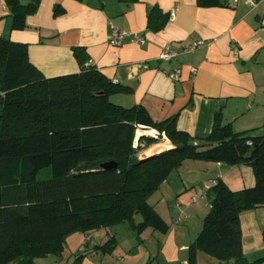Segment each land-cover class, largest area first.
Returning a JSON list of instances; mask_svg holds the SVG:
<instances>
[{"label": "trees", "instance_id": "1", "mask_svg": "<svg viewBox=\"0 0 264 264\" xmlns=\"http://www.w3.org/2000/svg\"><path fill=\"white\" fill-rule=\"evenodd\" d=\"M29 1L22 6L4 0L10 29H23L26 16L36 11L40 0ZM52 12L58 16L63 9L55 4ZM166 19L168 14L151 6L147 28L159 30ZM26 50V44L0 35V264H34L35 258L60 255L66 236L77 231L126 224L136 238L146 228L166 234L167 222L147 198L188 159L248 164L254 182L231 189L216 178L206 190L209 209L186 248L187 264H196L198 252L226 264L263 262L245 259L239 220L247 209L264 206V122L262 133L253 135L254 128L235 131L218 112L208 135L196 139L177 128L178 113L154 120L141 104L111 101L131 88L114 83L92 63L85 65L83 47L71 49L78 72L52 77L43 76ZM138 125L155 129L157 138L140 135L134 146ZM162 135L170 144L165 151L139 155ZM107 161L116 167L102 168ZM116 243L110 234L94 249L109 254ZM86 252L77 253L71 264H79Z\"/></svg>", "mask_w": 264, "mask_h": 264}, {"label": "crops", "instance_id": "2", "mask_svg": "<svg viewBox=\"0 0 264 264\" xmlns=\"http://www.w3.org/2000/svg\"><path fill=\"white\" fill-rule=\"evenodd\" d=\"M226 1L225 6H200L196 0H40L36 11L26 16L23 29H10L8 7L0 0V35L26 44L29 61L45 77L78 72L79 64L71 49L83 47L88 60L102 74L131 88L129 93L112 95L115 103L126 107L141 104L154 120L178 113L177 128L196 139L208 135L218 112L221 120L231 122L235 131L254 128L249 134L259 135L264 122V0H258L255 6L244 0ZM55 4L63 9L58 16L52 12ZM151 6L165 14L175 9V15L166 19L159 30H150L146 20ZM108 22L142 34L145 44L128 39L117 46L109 44ZM196 39L206 40L205 46L180 53L169 61L156 59L164 46L180 50L183 44ZM191 66L196 67L194 75L188 71ZM175 67L181 68L177 81L164 72ZM185 162L190 160L169 172L172 179L166 178L159 185L158 190L163 193L160 197L152 194L147 199L167 222L175 221L182 212L186 214L180 198L186 190H190L189 205L205 198L201 211H196L200 222L209 209L206 190L216 178L229 186L233 184V188L248 187L254 182L248 164L229 166L193 160V167L188 170L193 174L187 176L180 171ZM187 215L188 219L192 217ZM239 221L245 256L264 249V207L247 209ZM175 229L171 227L162 234L145 231L146 228L139 241L126 224L77 231L66 236L60 255L48 254L33 262L71 264L77 253L86 250L79 264H187L186 248L200 230L194 238L191 229L186 238L181 231L185 240L176 236ZM110 234L115 235L120 249L99 253L95 245L103 243ZM210 258L198 252L196 264H226Z\"/></svg>", "mask_w": 264, "mask_h": 264}, {"label": "built area", "instance_id": "3", "mask_svg": "<svg viewBox=\"0 0 264 264\" xmlns=\"http://www.w3.org/2000/svg\"><path fill=\"white\" fill-rule=\"evenodd\" d=\"M231 1L237 2L239 0H231ZM244 2L247 5L255 6L256 5L255 3H257L258 0H244ZM174 15H175V9H171L168 13V19L169 20L172 19L174 17ZM108 26H109V32L106 36H107V42L111 45H114V46L120 45L124 39H128L130 42L137 43L138 45L139 44H145V42H146V39L144 38V36L142 34L130 32V31H127L124 29H119L113 23H110V22H108ZM205 43H206V40L196 39V40L191 41L190 43L183 44V46L181 47L180 50L171 48L170 46H164L160 50V52L158 53V56L156 59H158L159 61H169V60H171V58H175L180 53L194 52L196 49L201 48L202 46H205ZM233 49H234V51L236 50V45H233ZM90 63L91 62L89 60L85 61V65H88ZM180 69H181L180 67H178V68L175 67L171 70H165L164 72H166L167 75L172 80L177 81L180 78V74H181ZM188 71L190 72L191 75H194L196 73V67L191 66V68H189ZM137 130H141V132L138 133V135H136V133H135L136 136L134 135L135 139L133 141L134 146H137L138 138L140 135H146V136H151V137L157 138L156 135L158 134V132L155 129H149V128H146L142 125H138L136 131ZM149 130H152L153 132L152 133H146L147 131L149 132ZM162 139L165 140L167 138L164 135H162ZM165 141H167V140H165ZM153 145H156V143ZM169 146H170V144H169Z\"/></svg>", "mask_w": 264, "mask_h": 264}, {"label": "rangeland", "instance_id": "4", "mask_svg": "<svg viewBox=\"0 0 264 264\" xmlns=\"http://www.w3.org/2000/svg\"><path fill=\"white\" fill-rule=\"evenodd\" d=\"M109 99H111V98H109ZM111 101H114L113 99H111ZM115 102V101H114ZM141 132V130H137L136 131V135H138V133H140ZM135 135V136H136ZM165 140H168V139H165ZM164 140V141H165ZM159 143H163V141L162 140H160V141H158V143H156V145H158ZM169 144V143H168ZM156 145H151L152 147H156ZM151 146H149V147H147L145 150H141V151H139L138 153H139V155H141V156H144L145 155V153H149L147 150H149L150 149V147ZM151 147V148H152ZM188 160H190V159H188ZM195 161H203V160H197V159H195ZM191 162H193V160H190V162H185V164H183V166H182V168H181V172H182V175L183 174H186L187 176H189V174H193V173H189V171L188 170H191L192 169V167H193V164H191ZM188 166H190V167H188ZM188 167V168H187ZM45 171H46V169H42L41 171H40V173H39V178H43V177H45L46 176V173H45ZM176 175V174H175ZM169 176H170V178H169ZM178 176V175H177ZM167 178H168V180L170 181L171 179H172V176H171V174L169 173V175L167 176ZM178 178H180L179 176H178ZM225 183V182H224ZM232 184V183H231ZM228 185V184H227ZM228 187H230V188H232V189H240V188H233L234 187V185L232 184V185H228ZM158 190V189H157ZM157 190H155L152 194L153 195H155V196H161L163 193H161V190H158V192H156ZM150 195L149 196V198L150 197H152L153 195ZM189 194H190V190H186V191H184L180 196V198L183 200L182 202H183V209H184V211H186V214L185 213H180L181 215L174 221V219H170V221H168L169 222V224H168V222L166 223V224H168V230L169 229H171V227L172 228H176L175 229V231H176V236L177 237H182L183 239H185L187 236L186 235H188V232L190 231L189 229H191L192 230V232H193V238H194V234L196 233V231L197 230H200L201 229V227H200V222L202 221H198V217H197V215H196V211L198 212H200L201 210H199L200 208H202V204L205 202V198H201V199H199L198 201H196V203L195 204H193V205H189V200H188V197H189ZM149 198H147L148 200H149ZM167 198H169V196H167ZM177 205V204H176ZM178 206V205H177ZM190 206V207H189ZM262 207V206H261ZM264 207V206H263ZM189 208V210H187ZM187 213L188 214H191L192 215V217H190L189 219H188V215H187ZM188 220H187V219ZM203 218V217H202ZM136 219H138L139 220V216L138 217H136ZM183 220V219H186L187 221H185L184 223H182V224H174V223H177L178 221H180V220ZM187 225V226H186ZM202 225V224H201ZM122 227V226H121ZM241 227V226H240ZM199 228V229H198ZM119 229H122V228H119ZM145 230V229H144ZM143 230V231H144ZM152 229H150V228H147V230H145V231H151ZM142 231V232H143ZM181 231H183V233H184V236H185V238H184V236L182 235V233H181ZM141 232V233H142ZM198 232V231H197ZM144 235V234H143ZM137 240H140V238L139 237H137L136 238ZM147 239V238H146ZM149 240V239H148ZM186 240V239H185ZM116 249H120V246L118 245L117 246V243H116ZM258 249H260L259 251H253V253L252 254H249L248 256H245V254H244V256H245V259H250L251 261L252 260H254L255 258H258V257H261V258H263L264 259V249L263 248H258ZM261 249H263V250H261ZM114 250V249H113ZM138 252H140L139 250H137ZM186 252H187V249H186ZM242 252H243V250H242ZM203 255H205L206 257H211L210 259H214V260H216L217 258H215V257H212V256H208V255H206V254H204L203 253ZM182 262V261H181ZM203 264H206V263H203ZM233 264V263H232ZM260 264H264V260H263V262L262 263H260Z\"/></svg>", "mask_w": 264, "mask_h": 264}, {"label": "water", "instance_id": "5", "mask_svg": "<svg viewBox=\"0 0 264 264\" xmlns=\"http://www.w3.org/2000/svg\"><path fill=\"white\" fill-rule=\"evenodd\" d=\"M18 1H19V4L22 6H25L30 2L29 0H18ZM166 149H167V147H165L164 149H161L160 151H157V152L145 153V155L143 157H148V156L154 155L156 153L163 152ZM101 167L102 168H113V167H116V163H114L113 161H107V162L101 163Z\"/></svg>", "mask_w": 264, "mask_h": 264}, {"label": "bare ground", "instance_id": "6", "mask_svg": "<svg viewBox=\"0 0 264 264\" xmlns=\"http://www.w3.org/2000/svg\"><path fill=\"white\" fill-rule=\"evenodd\" d=\"M153 131L152 130H149V132L147 131L146 133H152ZM169 142H167V141H165V142H163V143H159L158 145H156V147L154 146V147H152V148H150L149 150H147L149 153L150 152H157V151H160L161 149H164L165 147H168L169 146V144H168Z\"/></svg>", "mask_w": 264, "mask_h": 264}]
</instances>
